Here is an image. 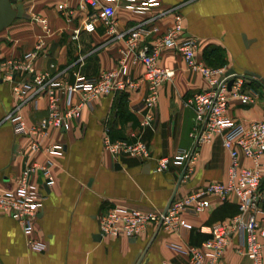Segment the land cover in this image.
<instances>
[{"label": "crops", "instance_id": "obj_1", "mask_svg": "<svg viewBox=\"0 0 264 264\" xmlns=\"http://www.w3.org/2000/svg\"><path fill=\"white\" fill-rule=\"evenodd\" d=\"M80 1L25 0L24 18L15 19L0 32V62L36 53L31 75L17 73L13 81L0 78V191L12 187L30 162L51 163L55 179L51 187L41 189L44 197L31 234L0 212V264L183 263L187 255L175 247L186 249L208 239L210 235L199 227L234 215L235 199L219 204L213 197L208 211L184 215L187 226L178 233L149 225L135 240L102 237L99 217L116 206L145 211L167 207L184 171L183 163L175 164L172 157L192 147L189 132L194 113L184 102L194 92L206 90L208 84L200 73L188 69L177 49L181 38L162 42L163 35L174 25L171 12L156 21V33L143 38L137 49H130L126 36L116 37L100 21L95 22L93 31L82 29L74 38L73 30L92 12L88 6L79 8ZM113 5L117 33H126L139 22L177 7L183 37L198 41L196 57L200 62L213 68H233L240 74L248 70L264 77V0H159L157 6L137 11L128 8L123 0L113 1ZM37 17L47 20L49 34L45 35ZM156 45L160 49L158 64L173 69L174 77L161 85L154 118L147 127L140 126L146 95V87L140 82L127 91L96 98L92 108H83L81 115L64 128L49 127L46 135H17L12 124L4 120L14 103L11 88L15 81L45 74L71 84L77 75L94 76L115 68L124 57L130 77L138 80L143 73L136 58L138 49L147 46L151 50ZM248 83L257 90V101L245 105L231 100L226 111L241 123L264 118V87L255 79ZM78 99L76 94H66L62 105ZM20 114L27 128L37 125L47 115V98L27 102ZM104 132L113 141L144 140L152 158L114 156L103 147ZM34 142H39L38 149H32ZM56 144L62 146L61 150L48 153L47 148ZM160 157L170 158L164 171L155 169V160ZM240 161L250 163L243 157ZM229 164L221 137H214L200 146L191 175L181 180L175 195L187 194L209 182L225 181ZM32 181L40 186L43 179L34 174ZM30 239L44 243V249H31ZM235 242L232 238L220 264H249L245 256L236 253Z\"/></svg>", "mask_w": 264, "mask_h": 264}, {"label": "built area", "instance_id": "obj_2", "mask_svg": "<svg viewBox=\"0 0 264 264\" xmlns=\"http://www.w3.org/2000/svg\"><path fill=\"white\" fill-rule=\"evenodd\" d=\"M113 1L117 0H81L79 8L88 6L92 8V12L82 21L80 27L73 30V37L76 38L82 29L88 32L93 31L95 22L100 21L116 37L126 36L130 49H137L143 38L158 31L155 23L159 17L171 12L174 15V25L163 35L162 42L178 41L181 38L177 49L188 69L200 73L208 84L206 90L194 92L184 102L186 106L192 108L194 113L193 125L189 132L192 147L178 151L172 160L175 164L183 163L184 165L181 180L189 178L193 165L198 159L200 146L219 136L223 148L229 155L230 164L225 181L209 182L187 194L175 195L164 210L145 211L122 206L109 209L99 217L100 235L136 238L149 225H157L164 231L178 233L181 228L187 226L184 215H197L208 211L213 205V197L219 204L235 199L237 212L234 215L223 221L199 227L201 232L210 235L208 239L198 246H188L186 249L181 246L175 247L187 255V260L179 264H220L232 238L236 241V253L245 256L249 264H264V188H262L264 118L241 123L226 114L231 100H237L245 105H252L257 101L258 92L248 83L252 78L236 72L227 74L228 68H213L200 62L196 57L198 41L196 38L183 37L182 16L177 7H171L139 22L126 33H117L115 31L116 9ZM123 1L134 11L149 9L159 4V0ZM59 8L64 7L59 5ZM66 12L70 14L72 10H66ZM35 20L41 23L45 35L50 33L45 18L37 17ZM159 53L160 49L157 45L151 50L147 46L138 49L136 58L143 66V73L138 80L130 77L129 64L124 57L115 68L94 76L77 75L71 84L61 81L58 76L45 74L33 75L29 80L15 81L11 88L14 103L4 120L12 124L13 131L17 135L38 133L46 135L49 127L64 128L71 119L81 115L83 108H92L96 98L127 91L138 86L140 82L146 87L143 100L144 113L141 116L140 126L147 127L154 118V108L161 85L174 77L173 69L164 68L158 64ZM35 56L36 53L32 52L23 59L0 62V78L13 81L17 73L31 75L34 72L32 63ZM231 79L232 84L229 87ZM66 94H76L79 99L64 107L62 99ZM42 96L47 98V115L40 119L37 125L27 128L20 110L27 102ZM102 144L116 157L127 155L143 160L152 158L146 142L140 138L132 142L122 139L113 141L108 133L104 132ZM39 147V142L32 143V149ZM61 148V145L56 144L48 147L47 152L56 153ZM241 157L250 163L241 164ZM169 162L170 158L160 157L155 160V169L164 171ZM50 165L51 163L46 165L28 163L15 179L12 187L0 191V212L18 221L26 234L33 232V221L44 197L42 187H51L55 182ZM34 174L42 177V185L33 183ZM28 246L34 250H43L45 247L44 243L35 239H30Z\"/></svg>", "mask_w": 264, "mask_h": 264}, {"label": "water", "instance_id": "obj_3", "mask_svg": "<svg viewBox=\"0 0 264 264\" xmlns=\"http://www.w3.org/2000/svg\"><path fill=\"white\" fill-rule=\"evenodd\" d=\"M24 1L25 0H0V32L7 28L15 19L24 18ZM235 72L236 71L233 68H229L227 74H234ZM243 74H245L247 77L257 80L264 87V77H262L260 74L248 70H245ZM231 84L232 79L229 81L228 86L230 87ZM183 174L184 171H182L180 174L175 190L169 199L168 205L176 194V190L181 182ZM262 180H264V177ZM132 239L135 240L136 238L132 237Z\"/></svg>", "mask_w": 264, "mask_h": 264}]
</instances>
